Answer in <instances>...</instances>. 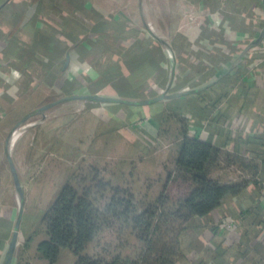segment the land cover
<instances>
[{"label": "crops", "instance_id": "crops-1", "mask_svg": "<svg viewBox=\"0 0 264 264\" xmlns=\"http://www.w3.org/2000/svg\"><path fill=\"white\" fill-rule=\"evenodd\" d=\"M238 68L242 86L217 84ZM162 93L166 98L154 99ZM94 95L124 102L73 98ZM70 103L77 110H65ZM56 109L65 111L35 118ZM184 131L241 154L249 143L264 142V0H167L166 6L151 0H0V264L21 202L13 259L33 264L19 261L30 260L34 249L17 246L73 161L99 165L115 158L143 182H161L175 168ZM22 147L27 157L42 154L55 164H38L41 175L24 187L15 161ZM261 160L254 162L253 177L237 165L213 172L224 181L244 176L247 187L189 222L184 238L191 260L177 264H264ZM237 214L255 230L239 229L234 220L230 230L220 228Z\"/></svg>", "mask_w": 264, "mask_h": 264}, {"label": "trees", "instance_id": "trees-1", "mask_svg": "<svg viewBox=\"0 0 264 264\" xmlns=\"http://www.w3.org/2000/svg\"><path fill=\"white\" fill-rule=\"evenodd\" d=\"M242 74L238 68L222 76L217 84L240 87ZM245 149L242 154L234 153L188 137L184 131L175 168L152 196L134 191L123 182L120 172L106 177L98 164L80 165L66 175L24 240L20 249H34L33 256L19 262L57 264L67 250L74 264L188 262L191 255L186 249L192 246L184 235L190 229L189 222L209 216L229 199L239 196L248 184L244 176L239 181H224L214 177L213 172L221 166L237 165L253 177L258 168L254 162L263 159L264 163V142L249 143ZM231 220L246 232L255 230L244 223L240 214ZM110 227L125 233L128 247L132 237L142 242L140 253L137 256L125 253L108 261L90 256L88 246ZM259 231L264 234V221Z\"/></svg>", "mask_w": 264, "mask_h": 264}, {"label": "rangeland", "instance_id": "rangeland-1", "mask_svg": "<svg viewBox=\"0 0 264 264\" xmlns=\"http://www.w3.org/2000/svg\"><path fill=\"white\" fill-rule=\"evenodd\" d=\"M152 2H158L160 4V6H166L167 5V0H151ZM73 105V106H71ZM76 104L70 103L67 104V106H65V110L66 107L68 109V111H72V110H77V105H76V109L74 108ZM65 110H51L48 112H38L36 114V120L40 121L46 117L51 118L54 116V114L56 113H60V112H64ZM43 142V140H42ZM40 145L41 142L39 143ZM39 145V146H40ZM22 153L23 156H15V161L18 165V170L19 175L18 177L20 178V182L21 185L23 186L24 182L26 183H31L33 184L35 181V179L37 177H39L41 175V173H37L35 172L36 170H38V164H40V167H43V165H50L49 162L47 161L48 159L45 157H42V154H38L37 156H32L31 153L29 155V157H27V153L25 151H28L27 149L24 150V147H22ZM43 153V152H42ZM79 158L74 162H72L69 166L70 169L69 171H73L75 170V168H77L80 165H86L89 162L84 160L78 161ZM54 161V160H53ZM55 161H57L55 159ZM55 164L53 163L52 165H50L49 167L52 168V166H54ZM99 166L104 169L105 172V176L106 177H114L116 172H120L122 175V180L123 182H125V184L132 186L133 190L138 192V193H142L144 194V192H146L148 194V196H152L154 195L155 192L158 191V189L161 186L162 182H159L158 180H154V179H150L148 181L143 182L144 180H140L141 177L139 176L138 173H135L133 171H130L128 168H125V165H121V167H118L117 163H116V159L115 158H109V159H105L103 161L100 162ZM55 169V167H53ZM25 170H28L29 173H24ZM23 182V183H22ZM60 186V185H59ZM57 186L53 192V194H51L48 203L51 201L52 196L54 195V193L56 192V190L58 189ZM128 186V187H129ZM150 186V187H148ZM24 187V186H23ZM146 187H148L147 189H145ZM23 189V188H22ZM37 192V191H36ZM50 195V194H49ZM48 191H46V197L48 196ZM46 208V207H45ZM33 224V222H30L29 224H27L28 228ZM36 225V223H35ZM34 225V226H35ZM34 229V227H33ZM126 235L125 233H119L116 228L114 227H110L108 229H106L92 244H90L87 248V253L94 257V258H99V259H103L105 261H108L109 259H111L112 257H115L117 255H121L123 256L125 253H129L132 256H137L140 253V250L142 249L143 243L140 241H137L136 238L132 237L130 243L131 246L128 247L129 245L126 244ZM18 249H20V246ZM16 258V256H15ZM73 256L71 254L70 251H64L63 254H61L59 261L57 262V264H68V262H70V259H72ZM17 259V258H16ZM16 259L14 260V264L17 263Z\"/></svg>", "mask_w": 264, "mask_h": 264}, {"label": "water", "instance_id": "water-1", "mask_svg": "<svg viewBox=\"0 0 264 264\" xmlns=\"http://www.w3.org/2000/svg\"><path fill=\"white\" fill-rule=\"evenodd\" d=\"M73 98H86V99L96 100V101H100V102H105V101L124 102L120 98L107 97V96H103V95H94V96H89V97L75 96ZM163 98H166L165 93H162V94L156 96L154 99L155 100H161ZM70 99H72V98H70ZM50 106H52V105H47L43 109H47ZM10 165H11V171H12V174H13V178H14V181H15L16 190L20 194V197L22 198L21 185H20V183L18 181V177H17V174L15 172V168H14L12 162H10ZM20 204H21L20 205V212H19V215H18V218H17L16 227H15L14 233L12 235V238H11V241H10V244H9V247H8L9 254H8L7 259H6L4 264H9L13 260L14 250H15L16 245H17V228H18L19 221L21 219L22 209H23L22 202Z\"/></svg>", "mask_w": 264, "mask_h": 264}, {"label": "built area", "instance_id": "built-area-1", "mask_svg": "<svg viewBox=\"0 0 264 264\" xmlns=\"http://www.w3.org/2000/svg\"><path fill=\"white\" fill-rule=\"evenodd\" d=\"M233 227H234L233 220H229L220 224V228L225 230H230ZM9 264H14V259Z\"/></svg>", "mask_w": 264, "mask_h": 264}, {"label": "bare ground", "instance_id": "bare-ground-1", "mask_svg": "<svg viewBox=\"0 0 264 264\" xmlns=\"http://www.w3.org/2000/svg\"><path fill=\"white\" fill-rule=\"evenodd\" d=\"M20 128V127H19ZM13 137V136H12Z\"/></svg>", "mask_w": 264, "mask_h": 264}]
</instances>
